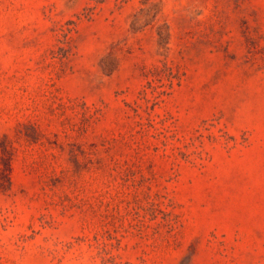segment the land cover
Returning a JSON list of instances; mask_svg holds the SVG:
<instances>
[{
  "label": "rangeland",
  "instance_id": "374dc122",
  "mask_svg": "<svg viewBox=\"0 0 264 264\" xmlns=\"http://www.w3.org/2000/svg\"><path fill=\"white\" fill-rule=\"evenodd\" d=\"M0 264H264V0H0Z\"/></svg>",
  "mask_w": 264,
  "mask_h": 264
},
{
  "label": "trees",
  "instance_id": "16d2710c",
  "mask_svg": "<svg viewBox=\"0 0 264 264\" xmlns=\"http://www.w3.org/2000/svg\"><path fill=\"white\" fill-rule=\"evenodd\" d=\"M12 171H13V153L5 145L1 146L0 153V191L8 192L11 190L12 181Z\"/></svg>",
  "mask_w": 264,
  "mask_h": 264
}]
</instances>
